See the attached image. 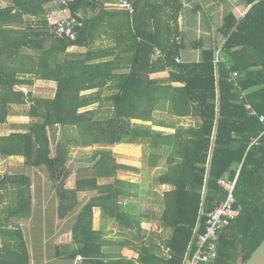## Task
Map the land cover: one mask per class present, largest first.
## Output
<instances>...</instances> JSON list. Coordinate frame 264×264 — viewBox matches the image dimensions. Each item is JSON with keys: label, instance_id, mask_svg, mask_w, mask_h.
<instances>
[{"label": "trees", "instance_id": "1", "mask_svg": "<svg viewBox=\"0 0 264 264\" xmlns=\"http://www.w3.org/2000/svg\"><path fill=\"white\" fill-rule=\"evenodd\" d=\"M129 1L132 12L117 0L70 2L67 13L83 22L70 39L53 33L59 0H0V125L11 115L29 118L0 135V156H20L26 168L0 174V264H31L14 219L34 216L29 171L39 169L54 189L57 217L71 222V241L55 247L67 264H184L195 232L226 197L219 181L235 177L239 213L219 231L208 264H244L264 239V0L226 13L220 44L188 39L182 0ZM102 35L109 44H96ZM72 46L87 50L70 53ZM189 48L198 60L180 59ZM36 80L54 82L53 95L24 91ZM156 111L195 122L157 120ZM141 144L149 167L165 164L154 178L163 187L156 207L144 211L132 202L139 185L119 177L134 168L111 149ZM94 145L103 148L66 187L72 150ZM82 192H90L84 202ZM95 209L118 227L117 237L93 228Z\"/></svg>", "mask_w": 264, "mask_h": 264}, {"label": "rangeland", "instance_id": "2", "mask_svg": "<svg viewBox=\"0 0 264 264\" xmlns=\"http://www.w3.org/2000/svg\"><path fill=\"white\" fill-rule=\"evenodd\" d=\"M185 4V12L183 11L181 14L182 18L179 20L181 29L186 32L190 41L204 38L205 43L207 44L212 43L213 39L216 40L217 43L222 39L216 29L226 13L233 10L237 14H242L246 7L244 0H185ZM215 31L216 35H214ZM213 37H216V39ZM181 57L183 61H187V58L183 56V53L181 54ZM24 91H30L34 96L51 97L54 93V86L48 82L37 81L32 86L24 88ZM24 107L26 106H17L15 110L19 111ZM94 107H96V105ZM154 118L157 120H166L168 122L175 121V118L160 111L154 113ZM8 121V125L5 124L0 126V133L6 134L12 131L13 129L9 127V125L12 124H17V127L19 128L20 124L27 123L29 118L22 115H11L8 117L6 123H8ZM181 122L182 125H190L195 121L190 118H182ZM181 122L178 121V123ZM144 123L147 125L151 124V122ZM14 125L13 128H17L16 126L14 127ZM153 128L163 129L157 126H153ZM101 148L103 147L94 145L86 148H74L72 150L71 159L67 162L68 168L71 169V174L66 181V187L70 188L74 186L77 168L79 166L90 165L92 161L90 162L86 159L92 155L94 150ZM52 149H54V143H52ZM111 149L114 152L113 156L117 162L134 168V170L125 169L119 174L120 178L127 179L139 185L138 198H133L132 202L136 203L141 211H144L146 208L149 209L150 207L155 209L156 206L153 205V200L158 198L156 193L159 194L163 187L158 186L154 182V178L165 169L164 158L159 161L157 167L151 168L148 165L150 149L147 145L141 144V146L137 147L118 145L113 146ZM24 170H26V168L23 166L22 157L0 156V174L17 173ZM29 173L32 176V189L35 204L34 216L29 218H16L14 220L23 227L32 257L34 254L32 253L33 245L40 244V252L38 253L41 255L40 257H54L56 258L54 264H67L65 260L57 258L55 247L56 245L59 246L71 241V222L68 219L60 220L57 217V200L54 189L51 186L52 184L46 173L41 169L30 170ZM88 195H90V192L79 193L78 199L84 202ZM98 213L99 210L95 209L92 218V224L94 220L93 227L95 224L96 227L99 225L100 220L98 221ZM105 219L111 221L108 217H105ZM109 227L114 232L118 231L116 225L112 226L111 224Z\"/></svg>", "mask_w": 264, "mask_h": 264}, {"label": "built area", "instance_id": "3", "mask_svg": "<svg viewBox=\"0 0 264 264\" xmlns=\"http://www.w3.org/2000/svg\"><path fill=\"white\" fill-rule=\"evenodd\" d=\"M72 1L74 0H59L62 15L59 19H57L53 26V33L57 37L65 36L70 39H75L77 29L83 24L80 19L67 13V7ZM117 1L130 12H132L133 9L129 0ZM158 54L159 51L157 50L156 55ZM177 61H179V59H177ZM235 75L236 73L231 75V77H234ZM259 120L263 121V116H260ZM219 183L226 190V197L208 214L204 232H195L184 264H208L212 262L217 256V241L219 231L225 225H227L229 221L237 217L239 213V210L234 207V187L236 183V177L232 181L220 180ZM81 259V256H77L76 261Z\"/></svg>", "mask_w": 264, "mask_h": 264}, {"label": "crops", "instance_id": "4", "mask_svg": "<svg viewBox=\"0 0 264 264\" xmlns=\"http://www.w3.org/2000/svg\"><path fill=\"white\" fill-rule=\"evenodd\" d=\"M182 2H183V11L185 12V8H186V4H185V0H182ZM2 4H4V2H2ZM235 10H237V9H235ZM239 10V9H238ZM183 11H182V13H183ZM244 12V11H243ZM181 18H182V15H181V17H180V19L179 20H181ZM215 30V29H214ZM214 35H216V31H215V34ZM213 35V36H214ZM213 38H215L216 39V37H213ZM214 40V39H213ZM102 41H103V43L106 45V44H109L110 43V40L109 39H107V37H105L104 35H102L100 38H98L97 39V41H96V44H101L102 43ZM215 42H216V40H214ZM221 41H222V39L219 41V44L221 43ZM217 43V42H216ZM69 52L70 53H84V52H86V50H87V48L85 47V46H72V47H70L69 49ZM194 52H197V53H194ZM182 53H183V56L184 57H186L187 58V61H195V60H198V58H199V53H198V50H191V49H185V50H183L182 51ZM181 60H183L182 59V57L180 58ZM37 81H43V82H48L49 84H52L53 86H54V88H55V83L54 82H52V81H47V80H36L35 82H37ZM93 91H95V89H92V90H88V91H86L87 93L88 92H93ZM96 104H93V105H91L90 106V108H94V106H95ZM173 118H175V122H177L178 123V121H180L181 122V120L182 119H178V118H176V117H174V116H172ZM184 119H187V118H184ZM10 122H12V121H10ZM5 124H9V121H8V123H5ZM5 124H3V125H5ZM180 124H182V122L180 123ZM13 125L14 124H12V125H9V127L11 128V129H13ZM17 124H15L14 125V127L16 126ZM0 126H2V125H0ZM11 129H9V130H11ZM1 130V129H0ZM2 133H0V135H1ZM7 134V133H6ZM33 201H34V195H33ZM34 209H35V204H34ZM98 221H99V225L96 227L95 225H94V229H99V230H103L104 232H105V237H106V239H110V238H114V237H117L116 236V233L118 232H114V231H112V229L109 227L111 224H112V226H114L113 225V221L111 220V221H107L106 219H105V217L104 216H102V214L100 213V211H99V213H98ZM112 222V223H111ZM93 224H94V220H93ZM107 226V227H106ZM118 228V227H117ZM31 252V251H30ZM40 252V244L39 245H33V251H32V253H34L33 254V257H32V255H31V264H54L55 262H56V258H54V257H52V258H49V257H40L41 255L40 254H38ZM38 254V255H37ZM48 259V260H47ZM72 264H75V263H72Z\"/></svg>", "mask_w": 264, "mask_h": 264}, {"label": "water", "instance_id": "5", "mask_svg": "<svg viewBox=\"0 0 264 264\" xmlns=\"http://www.w3.org/2000/svg\"><path fill=\"white\" fill-rule=\"evenodd\" d=\"M244 264H264V239L254 249Z\"/></svg>", "mask_w": 264, "mask_h": 264}]
</instances>
